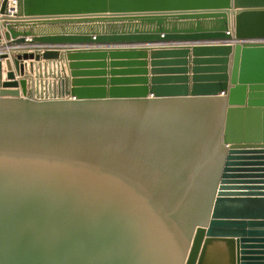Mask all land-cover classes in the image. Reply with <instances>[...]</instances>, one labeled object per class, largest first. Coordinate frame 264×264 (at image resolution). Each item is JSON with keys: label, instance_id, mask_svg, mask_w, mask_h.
Masks as SVG:
<instances>
[{"label": "water", "instance_id": "1", "mask_svg": "<svg viewBox=\"0 0 264 264\" xmlns=\"http://www.w3.org/2000/svg\"><path fill=\"white\" fill-rule=\"evenodd\" d=\"M8 1L0 48L66 51L0 55V264H264V0Z\"/></svg>", "mask_w": 264, "mask_h": 264}, {"label": "built area", "instance_id": "2", "mask_svg": "<svg viewBox=\"0 0 264 264\" xmlns=\"http://www.w3.org/2000/svg\"><path fill=\"white\" fill-rule=\"evenodd\" d=\"M8 6L12 14L13 12L11 9L16 7L18 8V1L9 0ZM247 41L264 44V38L247 40ZM2 45L0 48V54L4 52L7 46V44L4 45L5 48L2 49ZM54 49H59L61 51L63 47L57 45H36V46L16 45L13 49H9V50H11L10 52H12V50L15 51L14 55H16L24 51H34L35 53H42L46 50H54ZM64 49L66 50V48ZM58 62L60 65L58 64ZM27 71L29 77L28 86L31 87L32 90V93L29 95L30 97L38 100H55V99L60 100V99L70 98L69 95L67 94V91L69 89L68 84L62 83L63 79H65L66 76H70L67 63L63 58L39 59V60L35 59L29 62ZM40 74H42L43 77H40L39 76Z\"/></svg>", "mask_w": 264, "mask_h": 264}, {"label": "crops", "instance_id": "3", "mask_svg": "<svg viewBox=\"0 0 264 264\" xmlns=\"http://www.w3.org/2000/svg\"><path fill=\"white\" fill-rule=\"evenodd\" d=\"M44 27V26H42ZM42 27H38L36 28V31L38 33H41V32H44L43 28ZM19 29H24V27H19ZM57 30V28H52V30H49L47 32H53ZM178 44V42H157V43H148V44H114V43H109V44H91V45H87L85 47L87 48H82L81 50L83 49H91V50H103V49H106V50H115V49H130V48H136V49H145L143 51L144 55H145V59H142V61H145L147 63V69L150 71L151 67H150V55L154 52L155 49H158V48H165V47H172L171 45H176ZM185 44V43H183ZM188 46H192V45H188ZM65 47H63L64 49ZM61 50L62 52L66 51L65 49L64 50ZM108 62L110 61L109 60V57H108Z\"/></svg>", "mask_w": 264, "mask_h": 264}, {"label": "bare ground", "instance_id": "4", "mask_svg": "<svg viewBox=\"0 0 264 264\" xmlns=\"http://www.w3.org/2000/svg\"><path fill=\"white\" fill-rule=\"evenodd\" d=\"M13 8V7H12ZM17 9V10H16ZM12 10V16H11V18H15L16 17V15L15 14H17L18 13V8L16 7V8H13V9H11ZM0 18H1V16H0ZM1 20V19H0ZM258 39H262V38H258ZM3 40H4V42H3V45H2V49H4L5 48V46L4 45H6L5 44V37H3ZM15 47V45H8V46H6V48H5V50H4V52H2V54H3V57H4V60H3V64H4V75L6 76V70H7V68H6V59H10L11 61H12V59H13V56H14V54H10L11 52V50H9V49H13ZM25 52V51H24ZM23 53V52H22ZM30 53H32V52H30ZM1 55V54H0ZM35 60V59H34ZM65 61H66V63H67V67H68V61L66 60V59H64ZM33 61V60H32ZM29 62H31V61H27V64H26V68H28V65H29ZM58 64H59V62H58ZM60 65V64H59ZM69 68V67H68ZM28 70V69H27ZM25 76H27V78H28V81H29V77H28V71H26V73L24 74ZM4 76V77H5ZM30 83V82H29ZM62 83H64V84H68V86H69V89L71 88V76H66L65 77V79H63V81H62ZM30 85V84H29ZM28 88H29V95L32 93V90H31V87H29L28 86ZM68 89V90H69Z\"/></svg>", "mask_w": 264, "mask_h": 264}, {"label": "rangeland", "instance_id": "5", "mask_svg": "<svg viewBox=\"0 0 264 264\" xmlns=\"http://www.w3.org/2000/svg\"><path fill=\"white\" fill-rule=\"evenodd\" d=\"M245 40H253V39L250 38V39H245ZM27 52H28V53L32 52V53L36 54L34 51H27ZM11 53L15 54V51L12 50ZM25 69H26V70H25L24 74L26 73V71H27L28 68H25ZM41 72H42V70H41ZM39 76H40V77H43L42 74H40ZM43 80H44V79H43ZM46 81H48V80H46Z\"/></svg>", "mask_w": 264, "mask_h": 264}]
</instances>
